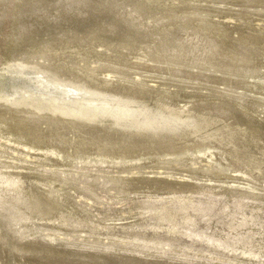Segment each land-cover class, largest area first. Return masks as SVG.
<instances>
[{"label": "bare ground", "instance_id": "bare-ground-1", "mask_svg": "<svg viewBox=\"0 0 264 264\" xmlns=\"http://www.w3.org/2000/svg\"><path fill=\"white\" fill-rule=\"evenodd\" d=\"M87 1L96 6H110L113 1H119L120 5L130 6L133 14L142 17L146 23L162 14L168 17L185 9L187 21L166 23L158 31L157 36L164 45L170 31L178 26L191 27L195 32L214 38L221 63L228 62L230 67L242 65L247 69L246 73L254 75L264 66V31L252 33L258 23L251 18L255 13L244 12L240 7L218 9L231 15L224 20L219 15L212 24L213 28H220L216 31L200 24L207 20L211 7L201 4L194 8L192 0ZM67 2L0 0V139L9 143V149L0 145V160L12 156L6 164H0V173H8L6 181L11 180L14 189L26 181L38 188L35 200H29L32 198L25 194L17 198L20 199L17 203L7 206L6 215L2 216L0 211V247L6 248L5 264H19V255L28 260L54 255L63 262L76 258L79 264H166L150 254L128 258L50 250L40 236L44 233L47 239L53 237L55 225L50 221L49 211H54L61 200L53 183L43 185L45 176L35 172L34 167L40 163V158L52 159L55 149L61 154L56 157L61 164L74 156L97 161H150L148 177H132L131 194L160 192L186 200L199 191V186L191 180L195 171H199L213 179L208 185L216 186L220 195L263 200L264 126L253 117H259L256 108L263 107L260 103L264 97H251L246 90L264 89V83L251 84L246 75L236 77L232 72H225L220 76V86L204 88L203 84L193 81L192 75L189 76L191 80L180 79L185 74L181 68L172 69V77L152 78L150 72L154 66L138 60L131 65L134 73L131 70H119V73L125 77L136 74L141 79L137 81L139 85L103 80L100 75L105 71L98 61L108 63L117 57L116 54L137 51L133 40H144L145 35L132 28L125 31L126 38L123 39L119 37L121 23L117 18L107 17L109 26L116 27L113 31L95 16L81 15L80 1H76L70 10L66 9ZM167 57L182 60L179 51L170 50ZM27 67H34L38 72ZM47 72L57 74L61 79L84 82L100 92L143 101L155 109L103 93L78 92L76 89L79 88L56 83ZM236 80L242 83L237 90L225 87L226 83L230 85ZM163 81H171L174 85L163 87ZM213 97L221 98L231 107L249 110V120L209 113L207 109L212 106L209 100ZM11 105L17 116L31 122L15 128L16 119L7 112ZM102 118H106L105 124H97ZM40 125L48 127L46 134L37 133ZM12 134L26 143L23 149L27 151L28 159H21L23 163L14 150L15 142L9 139ZM195 155L204 159L206 168L202 170L190 164ZM218 180L221 182L212 184ZM66 216H76V212L66 209ZM175 218L174 213H168L166 219L167 231L172 235L177 233ZM57 227L61 228L60 225Z\"/></svg>", "mask_w": 264, "mask_h": 264}, {"label": "rangeland", "instance_id": "rangeland-1", "mask_svg": "<svg viewBox=\"0 0 264 264\" xmlns=\"http://www.w3.org/2000/svg\"><path fill=\"white\" fill-rule=\"evenodd\" d=\"M76 1L82 3V10H79L81 15L95 16L104 26L110 25L107 20L108 16L117 18L121 23L119 37L123 39L126 38L125 31L132 28H136L138 34L145 35L144 40L134 38L133 45L137 51L116 54L117 57L108 63L98 61L105 71V74L100 75L103 80L124 82L130 86L137 84V81L141 79L136 74L125 77L119 73V70H131L133 62L138 60L148 66H154L150 72L152 78L172 77L174 75L171 70L181 68L185 74L181 75L180 79L188 81L191 80L189 76L192 75L193 81L203 84L204 88L220 86L222 83L220 76L225 72H232L236 77L246 75L251 84L254 82L264 83V66L254 75L246 73L247 69L242 65L236 64L237 66L230 67L228 62L221 63L214 38L203 32H195L196 30L191 27H176L170 31L168 42L164 45L160 37L157 36L158 31L166 23L187 21L188 18H185V15L188 12L185 9L168 17L162 14L153 22L146 23L142 17L133 14L130 6L120 5L119 1H113L110 6H96L87 0H68L66 9L70 10ZM240 1L209 0L203 2V0H192L191 4L194 8L201 4L211 7V10H208L207 20L200 24L212 30L220 31V28L215 29L212 26L219 15L222 20L231 15L227 11H218V9L223 7L230 10L240 7L244 12L255 13L251 18L258 23L254 26L252 33L263 32L264 0H242V3ZM194 13L199 14L195 11ZM109 27L113 31L116 28ZM170 50L179 51L182 54V60L174 61L167 57V52ZM206 60L208 63H205ZM27 68L30 71H37L34 67ZM46 74L54 78L56 83L58 81V83L62 82L69 87L79 88L76 90L81 93L87 91L103 93L128 102H138L136 105L155 109V106H149L143 101L111 92H100L88 87L84 82L76 83L74 80L61 79L57 74L50 72ZM162 83L163 87L174 85L171 81ZM226 84L225 87L232 90H237L242 86L238 80L230 85ZM246 92L254 98L264 97V89L250 88ZM220 99L213 97L209 100L212 104L207 109L209 113L229 119L249 120V110L237 106L231 107ZM82 102L83 100H81ZM260 104L263 107L256 108L259 117L253 118L263 127L264 101ZM11 106L7 112L9 116L15 117V128H20L31 122L27 118L17 116L15 109H12L13 105ZM105 121L106 118H102L97 121V124H105ZM114 125L116 126V123ZM47 129V126L40 125L37 128V133L44 135ZM9 139L15 142L14 150L17 152L15 154L18 155L20 163H23V159H28V153L23 149L26 143L15 134H12ZM0 145L9 149V143L4 139H0ZM52 153H54L51 156L52 159L40 158V163L33 169L45 176L43 185L50 181L53 183L61 200V204L54 211H49L51 212L50 221L55 225L52 232L53 237L47 239L44 233L41 234L43 238L40 236L50 250L94 255L104 253L128 258L150 254L153 258H161L158 262L164 261L166 264H264V199L255 201L234 195L230 197V194L220 195L217 193L216 186L208 185V181L213 179L209 176L205 177L206 175L199 171H195L191 177V180L199 186V191L192 197L188 196L186 200L160 192L139 191L131 194L129 188L134 179L132 177H148L151 171L147 169L150 166V161L136 162L133 159H127L125 162L122 160L116 162L113 161L114 159L97 161L94 158L87 160L74 156L61 164L56 160V157L61 155L60 152L55 149ZM16 155L13 154V156ZM10 159L12 156H6L5 160H0V164H6ZM203 161L204 159H199V156L195 155L190 164L195 167L197 165L203 170L206 168V162L204 161V164ZM163 171L165 172V170L156 172L162 173ZM7 175L6 172L0 173V201L4 202H0L2 216L6 215L8 205L17 203L20 200L17 198L25 194L32 198L29 200H35L38 189L35 184L26 181L17 189L15 188L18 190L15 191L14 183L11 180L6 181ZM126 177L129 179L125 180ZM221 180L214 181L212 184L221 182ZM168 199H170L169 202ZM66 209L74 210L76 216H66ZM168 213H174L176 216L174 229L177 233L174 235L167 231ZM65 216L67 218L64 222ZM57 225H60L61 228ZM66 242L70 244L67 245ZM5 263L6 248L0 247V264ZM18 263L79 264L80 262L76 258L69 262H63L54 255H48L39 260H28L19 255Z\"/></svg>", "mask_w": 264, "mask_h": 264}, {"label": "water", "instance_id": "water-1", "mask_svg": "<svg viewBox=\"0 0 264 264\" xmlns=\"http://www.w3.org/2000/svg\"><path fill=\"white\" fill-rule=\"evenodd\" d=\"M193 136V135H192Z\"/></svg>", "mask_w": 264, "mask_h": 264}]
</instances>
